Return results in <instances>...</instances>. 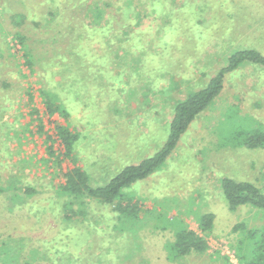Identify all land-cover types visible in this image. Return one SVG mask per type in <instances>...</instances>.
I'll return each instance as SVG.
<instances>
[{
  "label": "rangeland",
  "instance_id": "rangeland-1",
  "mask_svg": "<svg viewBox=\"0 0 264 264\" xmlns=\"http://www.w3.org/2000/svg\"><path fill=\"white\" fill-rule=\"evenodd\" d=\"M240 50L264 55V0H155L153 8L143 0H0V264H56L52 252L68 250L74 236L62 219L63 174L81 167L101 187L152 156L175 104ZM41 90L59 96L68 118L46 114ZM66 122L80 137L74 164L59 155L55 127ZM253 122L264 126V67L244 65L225 76L163 168L126 192L122 203L140 209L134 232L114 231L112 206L74 203L78 223L95 228L92 262L100 253L108 264H240L233 227L261 228L264 214L229 211L219 182L264 191V150L229 147ZM204 213L214 215L210 232L197 227ZM175 218L206 251L169 254Z\"/></svg>",
  "mask_w": 264,
  "mask_h": 264
},
{
  "label": "trees",
  "instance_id": "trees-1",
  "mask_svg": "<svg viewBox=\"0 0 264 264\" xmlns=\"http://www.w3.org/2000/svg\"><path fill=\"white\" fill-rule=\"evenodd\" d=\"M154 1L143 0V4L146 3V5H150L153 8ZM162 7L163 5H158V7L155 6V9L161 10L163 9ZM244 65H254L258 68L264 67V55L255 50H240L229 54L226 65L209 80L204 88L189 93L185 99L175 104L168 124V133L167 129L165 131L167 137L160 148L152 156L147 157L140 163L121 169L104 186H91L88 180L89 174L81 167L74 166L63 174L64 184L61 186V194L65 195L67 201L62 206L64 209V217L62 219L66 224H73L74 227L71 228V231L74 236L71 237L68 250L59 254H57V251L52 252L51 257L54 255L58 257V259L52 258V262L58 260L56 264H108L106 260L104 262V255L100 253L95 256V261L92 262L91 257L95 253H93L94 243L93 240L91 241L93 237L91 232L95 228L78 223V217H83V211L74 210L72 208L74 203L80 199L87 198L97 204L112 206L111 214H113L115 219V223L112 225L114 231L120 233L119 235L121 236H125L126 232H134L133 227L141 221L138 216L140 209L135 202L132 203V200H129L130 203H122L126 192L133 184L150 178L163 168L167 163L166 161L177 149L181 138L187 133L189 127L219 97L223 89L225 76L244 67ZM89 73L91 72L89 71ZM40 94L44 98L45 112L49 117L59 113L61 116L68 118L69 115L63 110L57 94L55 95L46 90H41ZM252 125L254 126L253 129L248 127L246 131H243L244 133L237 132L236 134L240 135L239 141L236 142L230 139L229 147L264 150V126L257 122H253ZM55 133L64 150L63 153L59 154L60 157L66 158L74 164L76 159L73 156V150L79 142V135L70 129L68 123L66 126L57 125ZM236 134L234 138L237 136ZM46 139L51 141L52 138L48 136ZM48 153L54 156V159H57L56 163L61 162L50 147L48 148ZM219 188L229 211H235L240 207H251L264 214V191L255 184L223 177L219 182ZM24 192L32 194L28 190ZM2 193L3 190L0 188V194ZM195 220L201 232H210L212 230L214 222L212 213L198 215ZM170 226L175 228L173 233L174 240L166 245V249L171 256L177 258L192 252L202 253L206 251L207 242L198 233L188 229L182 220L175 218L174 221H171ZM233 231L240 234L234 249L238 262L240 264H264V226L258 229H247L241 223L235 225ZM86 233H88V236L82 242L77 241L78 235ZM66 236H70V233H66Z\"/></svg>",
  "mask_w": 264,
  "mask_h": 264
}]
</instances>
